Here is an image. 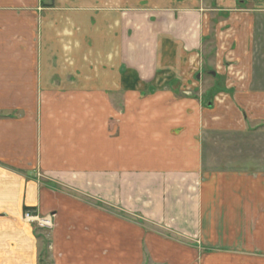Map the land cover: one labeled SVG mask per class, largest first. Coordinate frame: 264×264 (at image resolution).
Here are the masks:
<instances>
[{
  "label": "crops",
  "instance_id": "1",
  "mask_svg": "<svg viewBox=\"0 0 264 264\" xmlns=\"http://www.w3.org/2000/svg\"><path fill=\"white\" fill-rule=\"evenodd\" d=\"M44 252L264 264V0H0V264Z\"/></svg>",
  "mask_w": 264,
  "mask_h": 264
},
{
  "label": "rangeland",
  "instance_id": "2",
  "mask_svg": "<svg viewBox=\"0 0 264 264\" xmlns=\"http://www.w3.org/2000/svg\"><path fill=\"white\" fill-rule=\"evenodd\" d=\"M211 17H207V22H210V19H211V22L213 20V18L217 17L215 16V12H211ZM214 16V17H213ZM214 28L211 27V35H210V42L208 43V49L209 51L206 53V56L203 60V71L201 72V76L203 78L202 80V83L200 81V83H196V80H193V85L190 84V82L186 85H180L182 83V75H178L179 77V80L178 81H175L172 85L173 87H179L180 85V90L179 92L182 93V95L184 96H195V97H198L199 99H203V98H207L208 96H211L212 95V99H214L213 97V93H218V92H221V93H224L225 89H224V85H225V82H226V77L228 79H232L234 81H237V82H243L244 79H245V76L244 75H239V76H236V75H231L229 74L228 76H225V75H220V76H216L214 78V75L211 74L212 70H218V69H221L219 68L218 66L219 65H222L223 62H221L222 60L220 59H215L214 58V54H213V50H214V41H213V31ZM228 48V47H227ZM210 56V57H209ZM217 61V62H216ZM217 63V64H215ZM222 63V64H221ZM224 65V64H223ZM165 77H160L159 79H157L155 82V86H153L155 89L157 88H160V84H162L164 81ZM230 81V80H229ZM228 81V82H229ZM161 82V83H160ZM196 84V85H195ZM164 87V86H163ZM182 87V88H181ZM214 88V89H213ZM224 89V90H223ZM49 252V250H48ZM47 256H46V253L44 252V258L43 260L45 259V261L47 262L48 264V260H47Z\"/></svg>",
  "mask_w": 264,
  "mask_h": 264
},
{
  "label": "built area",
  "instance_id": "3",
  "mask_svg": "<svg viewBox=\"0 0 264 264\" xmlns=\"http://www.w3.org/2000/svg\"><path fill=\"white\" fill-rule=\"evenodd\" d=\"M24 218H25V219H29V220L32 221V222H36V224H37L39 227H41V228H43V227H45V228H49V227L51 226V225H50V220H49V218H47V217L39 218V217H37V216H33V214L25 213V214H24Z\"/></svg>",
  "mask_w": 264,
  "mask_h": 264
},
{
  "label": "water",
  "instance_id": "4",
  "mask_svg": "<svg viewBox=\"0 0 264 264\" xmlns=\"http://www.w3.org/2000/svg\"><path fill=\"white\" fill-rule=\"evenodd\" d=\"M211 74L214 75L215 72H211ZM210 104H211L210 101H207V103H206L205 105H206V106H210Z\"/></svg>",
  "mask_w": 264,
  "mask_h": 264
},
{
  "label": "trees",
  "instance_id": "5",
  "mask_svg": "<svg viewBox=\"0 0 264 264\" xmlns=\"http://www.w3.org/2000/svg\"><path fill=\"white\" fill-rule=\"evenodd\" d=\"M213 95H214V93H213ZM212 99V95L211 96H208L207 98H206V101H210Z\"/></svg>",
  "mask_w": 264,
  "mask_h": 264
}]
</instances>
